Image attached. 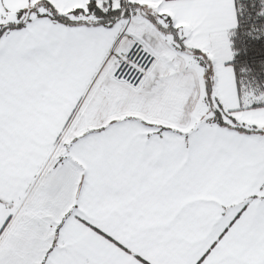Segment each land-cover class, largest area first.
<instances>
[{"label":"snow or ice","instance_id":"6c2138e0","mask_svg":"<svg viewBox=\"0 0 264 264\" xmlns=\"http://www.w3.org/2000/svg\"><path fill=\"white\" fill-rule=\"evenodd\" d=\"M0 264H264V0H0Z\"/></svg>","mask_w":264,"mask_h":264}]
</instances>
